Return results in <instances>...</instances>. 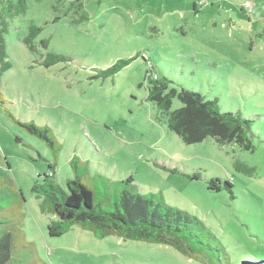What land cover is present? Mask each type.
I'll list each match as a JSON object with an SVG mask.
<instances>
[{"label": "rangeland", "instance_id": "1", "mask_svg": "<svg viewBox=\"0 0 264 264\" xmlns=\"http://www.w3.org/2000/svg\"><path fill=\"white\" fill-rule=\"evenodd\" d=\"M11 1L9 12L0 0L11 65L0 75V191L7 195L3 228L18 249L13 257L24 264L263 261L264 0H23L26 12L14 17L20 0ZM84 12L89 20L74 23ZM32 26L42 29L35 52L24 43ZM49 54L65 60L46 68ZM118 61L130 63L104 78ZM149 76L252 121V150L212 138L184 144L147 100ZM181 107L173 99L171 111ZM27 125L44 131L54 148ZM74 158L104 210L116 211L121 182L132 178L142 196L198 218L206 246L185 255L115 235L97 239L78 225L50 237L53 217L41 212L33 188L52 164L68 192Z\"/></svg>", "mask_w": 264, "mask_h": 264}, {"label": "trees", "instance_id": "2", "mask_svg": "<svg viewBox=\"0 0 264 264\" xmlns=\"http://www.w3.org/2000/svg\"><path fill=\"white\" fill-rule=\"evenodd\" d=\"M5 3L10 12L13 8L12 1L7 0ZM19 5L11 17L26 12L23 0L19 1ZM88 20L89 17L84 12L74 23L81 24ZM6 25L3 20V28L0 31V75L11 67L7 60L4 37ZM41 32V28L32 26L29 35L24 39L31 52L37 50L34 41ZM48 45V40L41 41L43 48ZM64 60V56L49 54L42 66L50 68ZM129 63L130 61H118L103 71L104 78L117 74ZM149 82L147 100L160 112L159 121L165 120L168 129L178 135L184 144L194 145L212 138L220 146L235 143L244 150H252V121L249 119L240 114L221 112L217 100L208 101L198 93L186 89L169 90V82L165 79L159 80L149 76ZM175 98L180 100L183 107L171 111ZM27 128L54 148L55 143L44 131L31 125H27ZM71 165L76 176L74 180L68 181V192L55 182V166L52 164L48 165V172L44 175L42 184H36L33 188L37 198L41 199V212L53 217L48 226L50 237H62L73 226L78 225L91 232L97 239L115 235L123 240L171 246L185 255L197 253L201 249L200 246H206L198 230H207L198 218L142 196L132 185V178L121 182L125 188L117 199L116 211L104 210L95 203V193L82 182L80 163L76 158L72 160ZM5 175V170L0 167V180ZM218 184L219 180L212 181V185L216 186L214 189L220 190ZM226 186L230 187V184ZM6 199L7 195L0 191V264H24L20 259L13 257V253L18 249L12 244V233L3 228L9 224V221L1 216V212L6 209L2 202ZM254 261L257 262L258 259ZM227 264L231 263L227 261Z\"/></svg>", "mask_w": 264, "mask_h": 264}, {"label": "water", "instance_id": "3", "mask_svg": "<svg viewBox=\"0 0 264 264\" xmlns=\"http://www.w3.org/2000/svg\"><path fill=\"white\" fill-rule=\"evenodd\" d=\"M242 264H264V260L260 262H242Z\"/></svg>", "mask_w": 264, "mask_h": 264}, {"label": "built area", "instance_id": "4", "mask_svg": "<svg viewBox=\"0 0 264 264\" xmlns=\"http://www.w3.org/2000/svg\"><path fill=\"white\" fill-rule=\"evenodd\" d=\"M245 8H249V10L251 11V7H250L249 4H246V5H245Z\"/></svg>", "mask_w": 264, "mask_h": 264}]
</instances>
